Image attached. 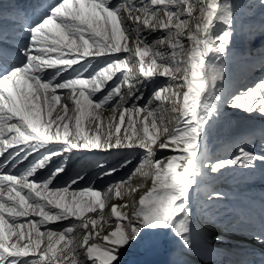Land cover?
Segmentation results:
<instances>
[{
	"label": "snow or ice",
	"instance_id": "6c2138e0",
	"mask_svg": "<svg viewBox=\"0 0 264 264\" xmlns=\"http://www.w3.org/2000/svg\"><path fill=\"white\" fill-rule=\"evenodd\" d=\"M38 7L30 16L17 5L23 20L11 21L15 51L0 49V156L7 152L0 168L9 169L0 174V264H119L121 251L145 231L170 232L191 249L190 190L209 174L264 163V152L244 147L213 161L207 143L225 103L218 84L223 62L236 36L255 38V26L238 23L233 0H51ZM6 23L0 15V44L10 43ZM259 31L264 34V24ZM157 76L177 83L155 88L145 100L144 89ZM227 106L264 115V79L233 95ZM166 111L175 114L168 124ZM104 112L111 115L104 118ZM123 148L142 149L139 163L133 165L130 155L118 163L97 160L96 179L132 165L127 177L81 187L85 176L77 173L56 186L72 157ZM157 149L173 155L154 159ZM30 156L28 166L16 170ZM41 169L47 175H38ZM136 173L152 178L138 199L134 193L142 186L129 183ZM221 198L209 193L210 200ZM113 199L124 202L111 203L105 217ZM112 217L114 230L98 227ZM52 224L59 226L47 227ZM256 239L264 242V236Z\"/></svg>",
	"mask_w": 264,
	"mask_h": 264
},
{
	"label": "bare ground",
	"instance_id": "6f19581e",
	"mask_svg": "<svg viewBox=\"0 0 264 264\" xmlns=\"http://www.w3.org/2000/svg\"><path fill=\"white\" fill-rule=\"evenodd\" d=\"M115 0H113L114 2ZM236 5V15L238 23L251 24L256 28L254 40H245L239 35L233 40L232 45L236 46L233 51L235 57L238 54H245L251 51L252 48L258 45V43L264 41V34L259 31L260 25L264 24V9L259 15L248 14L246 8L242 7L241 0H233ZM248 7V6H247ZM155 35L159 32L154 33ZM254 41H257L255 44ZM121 55V54H120ZM147 59V58H146ZM249 67V64H240L237 61L232 63L223 62V78L218 82L222 88L235 89L238 85H241L243 89L250 87L251 83L264 79V65L259 66L257 69L252 70L250 73L244 75V71ZM48 72L54 71L53 69H48ZM135 71L139 72L138 67ZM67 75V73H64ZM87 75V74H85ZM155 81L163 80L162 77H155ZM251 81L250 83H247ZM177 81H171V84H175ZM246 83V84H243ZM153 87V83H148L147 87L144 89V94H146ZM186 89H179L182 93ZM60 92H67L68 90H58ZM63 99V97H62ZM163 108H170L168 103L162 105ZM219 114L237 116L240 115L245 119L244 122L240 123L242 130L235 133L234 136L230 138H221L218 140H208V156L211 160L215 161L218 159H229L234 156L240 147L236 148V152L233 153V149L245 140H241L247 137L259 136L264 134V115L259 113H253L251 115L244 114L239 110L229 108L227 102L219 106ZM110 112H104L103 117L107 118L110 116ZM175 115L171 112H164L165 120L164 123L168 124L169 117ZM171 127V125H169ZM138 151L142 149L136 148ZM14 149H8V152ZM112 151V152H111ZM112 153V154H111ZM7 156V152L4 153ZM123 152L119 149H111L105 152H99L93 150V152H86L83 156L77 155L68 160L67 163V176L64 180L59 181L56 185L57 187L65 184L68 178L76 175L77 173L83 174L88 171L90 167L95 165L97 160H107L111 163V159L116 156H122ZM36 155V154H35ZM69 155V154H65ZM173 153L168 151L156 150V156L154 159H162L166 156H171ZM1 157V156H0ZM81 158V160H79ZM60 157H55L54 160L59 163ZM77 160L78 163H77ZM84 161V163H83ZM28 164L27 160L23 161L19 169L26 167ZM54 164H50L49 168L54 167ZM241 168H230L224 172L223 175L209 174L207 177L201 180L199 189L190 190V195L192 196L191 208L193 216V227H194V237L191 249H185L179 243V241L170 232H151L145 231L142 233V238L138 242H134L130 247L121 251L119 264H264V242L256 239L257 236H264V228L262 226H257V230L247 233H234V232H220L219 230V216L216 217L213 209L215 207V202L207 199V193L211 191L212 187L216 186L218 183L223 182L230 173L239 171ZM147 170V169H145ZM8 169L4 170V173ZM48 169H41L38 175H47ZM89 174V173H88ZM61 175H64L61 173ZM106 178V179H105ZM101 182H108L109 177H105ZM113 179V178H112ZM114 179H116L114 177ZM117 180V179H116ZM229 187L236 189H244L249 187L245 184H237L232 180H225ZM54 183H56L54 181ZM130 185L132 187L142 186L139 190L134 193V196L138 199L144 195L152 185V178L145 177L140 173H136L132 180H130ZM84 187L86 184H80ZM103 184L102 187H105ZM73 188L75 185L72 186ZM129 203L131 199L126 197ZM124 201L113 199L108 204L105 205L103 213L105 217L110 216V205L111 203H123ZM221 205H225L221 203ZM100 209H98V212ZM131 213V207L127 209ZM264 211V208H263ZM262 212V211H261ZM259 213L262 215L263 213ZM88 216H96V213H88ZM244 217V215H242ZM87 218V217H85ZM112 223L106 224L103 221L98 227H102L105 232L114 230L116 227V218L112 217ZM61 223L67 224L69 221H63ZM264 225V224H263ZM58 224L48 225V228H56ZM221 226V225H220ZM217 230L215 231V229ZM43 230V229H42ZM219 235L221 240H216L215 237ZM102 242V241H101ZM63 247V244L58 246L57 251L59 253V248ZM221 250L225 251L227 254L223 255ZM81 258H84L81 256ZM67 264V261L64 262ZM88 264H91L89 261Z\"/></svg>",
	"mask_w": 264,
	"mask_h": 264
},
{
	"label": "rangeland",
	"instance_id": "374dc122",
	"mask_svg": "<svg viewBox=\"0 0 264 264\" xmlns=\"http://www.w3.org/2000/svg\"><path fill=\"white\" fill-rule=\"evenodd\" d=\"M241 4L243 8H246L248 14L250 15H259L260 12L264 9V5H261L260 0H241ZM248 6V7H247ZM161 18L163 17V13H160ZM162 33L154 36H159ZM254 40V39H253ZM255 44L257 41H254ZM236 46L232 45L229 50V53L224 60L225 63H232L233 61H237L240 64L245 63L249 64V67L244 71V75L250 73L252 70L257 69L259 66L264 65V41L258 43L257 46L254 45L251 51H248L245 54H238L237 58L235 57L233 49ZM166 45L161 48V50H165ZM127 55V54H121ZM117 77L121 76L122 73L118 72ZM163 80L155 81L153 83V87L144 94L145 100L149 96H151L153 90L155 88L161 87L164 84H171L170 79L162 77ZM248 81L247 83H250ZM256 81L252 82L250 85L252 86ZM111 83V82H109ZM246 84V83H243ZM242 85V84H241ZM241 85H238L235 89H226L222 88V95L225 103L231 99L233 95L241 91L243 88ZM97 95H100L99 93ZM144 103V101H141ZM160 102H155V104H159ZM167 102H164V106ZM155 104L153 106H155ZM161 114H158V117ZM162 118L165 120L164 113H162ZM245 119L240 115H222L218 114L214 118V121L211 124V127L208 129V140H218L221 138H230L235 135L236 132L242 130L240 127V123L244 122ZM124 134V128L122 127L121 135ZM246 139V140H245ZM241 140H245L243 143L238 144L234 149L233 153L236 152V148L243 145L249 151L256 152L257 154L264 152V134H260L259 136L247 137ZM123 152L122 156H116L111 159V163H118L119 161L126 159L131 156L133 160V165L138 164L140 161V154L143 150L138 151L137 149H119ZM112 152V151H111ZM112 154V153H111ZM81 159V158H80ZM79 159V160H80ZM77 160V163L78 161ZM84 163V161H83ZM132 165L129 168L122 170L121 172L115 175L117 180L127 177L128 172L131 170ZM99 171L98 168L94 166L90 167L88 171H85L83 175L85 179L80 182V184H87L89 182L95 181L98 187H102L106 182H101L96 179V173ZM89 173V174H88ZM75 176V175H73ZM135 174L131 177V180ZM114 178V177H113ZM106 179V178H105ZM112 179V178H108ZM225 180H232L237 184H245L249 187L244 189H236L230 188L228 183ZM223 182L218 183L216 186L212 187L211 191L207 193V199H209V193L219 192L221 194V199L219 200H211L215 202V207L213 212L216 217L219 218V230L220 232H234L236 233H247L249 234L252 231L257 230V226H262L264 228V163L256 162V167L254 169H245L241 168L239 171H235L229 174ZM221 203L225 205H221ZM262 211V212H261ZM263 213L260 215L259 213ZM244 215V217L242 216ZM221 225V226H220ZM264 231V230H260ZM223 255L227 254L225 251L221 250Z\"/></svg>",
	"mask_w": 264,
	"mask_h": 264
}]
</instances>
